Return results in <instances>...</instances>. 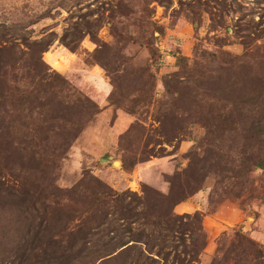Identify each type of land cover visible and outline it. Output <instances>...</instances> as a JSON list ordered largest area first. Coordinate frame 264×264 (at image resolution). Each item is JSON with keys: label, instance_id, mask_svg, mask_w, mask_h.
<instances>
[{"label": "rangeland", "instance_id": "obj_1", "mask_svg": "<svg viewBox=\"0 0 264 264\" xmlns=\"http://www.w3.org/2000/svg\"><path fill=\"white\" fill-rule=\"evenodd\" d=\"M120 196L264 264V0H0V264L101 249Z\"/></svg>", "mask_w": 264, "mask_h": 264}, {"label": "trees", "instance_id": "obj_2", "mask_svg": "<svg viewBox=\"0 0 264 264\" xmlns=\"http://www.w3.org/2000/svg\"><path fill=\"white\" fill-rule=\"evenodd\" d=\"M69 30L65 31L60 40L66 47H71L77 41L79 33L77 28H73L75 32L71 34ZM68 37L71 40L67 41ZM53 42L54 40L44 45L42 42H37L34 46L42 44L39 50L42 54L48 51ZM114 203V213L117 217L109 222L100 221L96 226L98 230L108 229L112 233L106 241L107 244L90 253L82 250L74 256H68L64 264H71L77 259L82 263L91 257L94 258V263L99 262V264H193L196 262L204 239L201 230L198 229L196 234L184 229L185 224L181 221V217H173L169 213L161 220L150 222L144 207L143 210L138 211L132 203L125 202L122 196L117 197ZM136 223L140 224L136 227ZM125 237L129 239L125 241ZM136 243H139V248L136 247ZM107 246L111 249L107 250L105 248ZM179 247L183 250H179ZM169 248L171 250H168ZM54 255V252L49 254L47 264L55 263Z\"/></svg>", "mask_w": 264, "mask_h": 264}]
</instances>
